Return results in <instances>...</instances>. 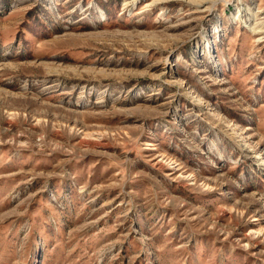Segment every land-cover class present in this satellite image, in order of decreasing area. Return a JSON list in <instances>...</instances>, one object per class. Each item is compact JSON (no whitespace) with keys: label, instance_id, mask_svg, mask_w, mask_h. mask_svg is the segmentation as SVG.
Here are the masks:
<instances>
[{"label":"rangeland","instance_id":"rangeland-1","mask_svg":"<svg viewBox=\"0 0 264 264\" xmlns=\"http://www.w3.org/2000/svg\"><path fill=\"white\" fill-rule=\"evenodd\" d=\"M201 1L0 0V264H264V0Z\"/></svg>","mask_w":264,"mask_h":264},{"label":"bare ground","instance_id":"bare-ground-1","mask_svg":"<svg viewBox=\"0 0 264 264\" xmlns=\"http://www.w3.org/2000/svg\"><path fill=\"white\" fill-rule=\"evenodd\" d=\"M188 1H190V2H192V3H195V4H197V5H200V4H202V1L200 0H188Z\"/></svg>","mask_w":264,"mask_h":264}]
</instances>
